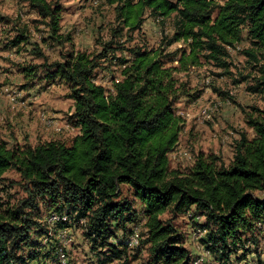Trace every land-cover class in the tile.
<instances>
[{
  "label": "trees",
  "instance_id": "1",
  "mask_svg": "<svg viewBox=\"0 0 264 264\" xmlns=\"http://www.w3.org/2000/svg\"><path fill=\"white\" fill-rule=\"evenodd\" d=\"M26 1L44 22L48 21L49 37L65 42L60 34L59 4ZM108 3L114 7L120 28L128 33L140 31L148 14L162 24L172 19L173 34L163 48L135 47L128 50L129 58H112L122 79L112 82L111 93L94 82L99 60H107L110 50L96 57L72 51L64 63L50 67L71 89L80 134L70 146L50 141L9 148L0 139V177L15 170L33 189L20 207L0 214V264H28L48 258L49 254L37 251V238L47 235L35 214L37 199L58 207L57 214L68 216L72 225L85 223L89 241L93 245L100 241L104 248V241L116 238L112 226L125 225L133 215L122 198L124 186L143 205L146 243L156 264L193 262L181 234L161 219L167 211L188 214L194 207V217L198 213L206 219L202 226L208 231L206 251H216L221 258L243 248L247 236L257 243L259 226L264 224V108L254 107L246 114V124L254 136L240 133L229 165L218 156L201 153L187 172L170 170L169 155L177 147L184 126L183 118L176 114V104L185 97L193 103L202 96L199 91L192 93L178 75L201 65L202 60L229 74V49L241 44L244 35L250 47L243 54L257 72L249 90L264 96V0ZM24 42H29L28 34L19 35L12 46ZM179 42L186 46L184 50L167 52V47ZM34 55L44 58L38 49ZM175 62L177 66L172 65ZM24 72L27 79L38 75L35 67ZM101 253L110 255L108 261L123 254L113 244ZM56 263H60L58 258Z\"/></svg>",
  "mask_w": 264,
  "mask_h": 264
},
{
  "label": "rangeland",
  "instance_id": "2",
  "mask_svg": "<svg viewBox=\"0 0 264 264\" xmlns=\"http://www.w3.org/2000/svg\"><path fill=\"white\" fill-rule=\"evenodd\" d=\"M47 1L59 4L63 43L49 37L48 21L44 22L26 0H0V139L7 142L9 148L16 144L35 147L50 141L70 146L80 134L74 118L75 103L70 98L71 89L56 75L55 69L50 68L53 64L64 63L72 51L96 57L106 49L110 50L107 60H99L94 82L111 93L112 82L122 79L121 69L112 58H129L128 50L135 47L163 48L173 34L172 19L162 24L148 14L140 31L128 33L120 28L114 7L108 0ZM225 1L219 0L221 4ZM21 34H28L29 42L13 47L12 42ZM249 47L250 41L244 35L241 44L229 49V74L202 60L201 65L178 75L189 84L192 93L199 91L202 96L193 103L185 97L176 104V114L183 118L184 126L177 147L169 155L170 170L187 172L201 153L218 156L229 165L240 133H247L249 138L254 136V131L246 124V114L254 107L264 108V96L249 90L253 86L252 77L257 74L251 61L243 54ZM185 48L184 43L179 42L166 49L173 54ZM37 49L41 50L44 58L34 55ZM261 64H264V56ZM172 65L177 66V62ZM29 67H35L38 74L33 80L25 76L24 70ZM32 191L20 173L7 171L0 177V214L4 209L20 207L30 198ZM122 198L131 207V221L119 228L113 225L111 230L116 238L104 241V248L100 247V241L96 245L89 241L83 222L72 225V221L66 223L69 222L66 220L61 223L70 226L57 224L50 227L46 218L57 214L58 207H49L37 199L35 214L41 218V226L47 232L44 238H37V251L49 256L45 261L28 264H55L57 258L61 263L63 247L70 264H156L149 252L150 245L146 243L148 230L142 203L126 186L122 187ZM195 211L193 207L188 214L173 215L167 211L161 216L181 234L182 244L193 259L192 264H264V224L259 226L257 243L247 236L243 248L228 258H221L216 251H206L208 231L202 229L206 219L198 213L194 217ZM65 228H68L66 240L70 239L66 244L62 242L65 239L59 237ZM211 228H208L209 232ZM134 232L138 245L128 242ZM32 236L35 237L34 234ZM112 244L123 254L120 259L108 261L110 255L104 256L101 252L109 250Z\"/></svg>",
  "mask_w": 264,
  "mask_h": 264
},
{
  "label": "bare ground",
  "instance_id": "3",
  "mask_svg": "<svg viewBox=\"0 0 264 264\" xmlns=\"http://www.w3.org/2000/svg\"><path fill=\"white\" fill-rule=\"evenodd\" d=\"M66 220L67 221L69 220V217L68 216L65 215L64 217H60L58 214H51L50 216H48L46 218V222H47V224L50 227H53V226L61 223L62 221L65 222ZM66 223H69V222H66ZM134 235H135V232L132 233L131 237L134 236ZM131 237L128 240L129 244L130 245H138V243H139L138 237L137 236H134V243H133V238H131Z\"/></svg>",
  "mask_w": 264,
  "mask_h": 264
},
{
  "label": "built area",
  "instance_id": "4",
  "mask_svg": "<svg viewBox=\"0 0 264 264\" xmlns=\"http://www.w3.org/2000/svg\"><path fill=\"white\" fill-rule=\"evenodd\" d=\"M203 114H204V115H207L208 118L210 117V114L205 113L204 111H203ZM67 231H68V228H65V229H63V231H61V232L59 233V237L65 239V240L62 241V242H64V243L70 240V239H69V240H66V239H67ZM134 236H137V235H134ZM134 236L131 237V238H133V243H134ZM65 244H66V243H65ZM55 264H70V263H69V260H68V257H67L66 250H65L64 247H63V256H62L61 263H55Z\"/></svg>",
  "mask_w": 264,
  "mask_h": 264
},
{
  "label": "crops",
  "instance_id": "5",
  "mask_svg": "<svg viewBox=\"0 0 264 264\" xmlns=\"http://www.w3.org/2000/svg\"><path fill=\"white\" fill-rule=\"evenodd\" d=\"M32 263V262H31Z\"/></svg>",
  "mask_w": 264,
  "mask_h": 264
}]
</instances>
